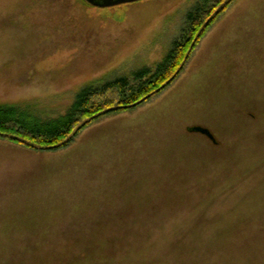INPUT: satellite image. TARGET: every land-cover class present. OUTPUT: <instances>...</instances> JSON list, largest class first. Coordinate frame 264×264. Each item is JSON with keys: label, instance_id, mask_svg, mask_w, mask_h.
Returning a JSON list of instances; mask_svg holds the SVG:
<instances>
[{"label": "rangeland", "instance_id": "374dc122", "mask_svg": "<svg viewBox=\"0 0 264 264\" xmlns=\"http://www.w3.org/2000/svg\"><path fill=\"white\" fill-rule=\"evenodd\" d=\"M201 5L223 10L141 104L57 149L0 134V264H264V0H0V104L59 118Z\"/></svg>", "mask_w": 264, "mask_h": 264}, {"label": "trees", "instance_id": "16d2710c", "mask_svg": "<svg viewBox=\"0 0 264 264\" xmlns=\"http://www.w3.org/2000/svg\"><path fill=\"white\" fill-rule=\"evenodd\" d=\"M206 6L201 5L188 14L187 28L181 40L173 44L166 58L153 70L143 69L129 77H121L99 87L85 86L75 95L67 113L56 119L41 121L19 111L14 105L0 104V134L21 136L26 140V144L57 149L68 144L90 122L108 113L141 104L143 99L146 100L175 75L182 62L188 58V49L191 47L192 51L202 36L203 25H209L218 15L206 23L218 9Z\"/></svg>", "mask_w": 264, "mask_h": 264}, {"label": "water", "instance_id": "95a60500", "mask_svg": "<svg viewBox=\"0 0 264 264\" xmlns=\"http://www.w3.org/2000/svg\"><path fill=\"white\" fill-rule=\"evenodd\" d=\"M84 1L87 2L88 4L94 6V7L109 8V7H113V6H117V5L133 3V2H137V1H141V0H84ZM221 9H222V6H220L218 9H216L214 11V13L209 17V19L206 23L211 21L214 18V16L220 12ZM143 101H144V99L141 102H143ZM187 131L191 132V133H200L202 135H205L208 139H210V141L212 143H216V140L214 139L213 135L211 134V132L207 128H204L202 126H192V127H188Z\"/></svg>", "mask_w": 264, "mask_h": 264}]
</instances>
